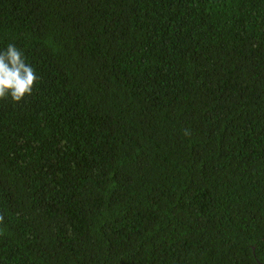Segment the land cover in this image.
<instances>
[{
    "label": "trees",
    "instance_id": "trees-1",
    "mask_svg": "<svg viewBox=\"0 0 264 264\" xmlns=\"http://www.w3.org/2000/svg\"><path fill=\"white\" fill-rule=\"evenodd\" d=\"M0 264H264V0H0Z\"/></svg>",
    "mask_w": 264,
    "mask_h": 264
}]
</instances>
